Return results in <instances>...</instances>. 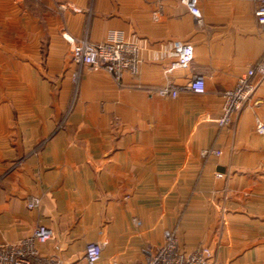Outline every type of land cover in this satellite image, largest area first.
<instances>
[{
  "label": "crops",
  "instance_id": "obj_1",
  "mask_svg": "<svg viewBox=\"0 0 264 264\" xmlns=\"http://www.w3.org/2000/svg\"><path fill=\"white\" fill-rule=\"evenodd\" d=\"M259 4L199 0L200 26L175 0H0V244L46 225L38 248L62 264H88L91 242L96 264H136L171 231L211 264H264V76L219 125L224 93L264 54ZM114 31L141 48L122 86L72 57L73 39ZM177 41L194 58L169 72ZM194 76L205 93L154 91Z\"/></svg>",
  "mask_w": 264,
  "mask_h": 264
},
{
  "label": "built area",
  "instance_id": "obj_2",
  "mask_svg": "<svg viewBox=\"0 0 264 264\" xmlns=\"http://www.w3.org/2000/svg\"><path fill=\"white\" fill-rule=\"evenodd\" d=\"M185 6L195 16L198 25H203V15L199 7V0H175ZM256 19L264 31V0L255 12ZM176 59L171 63L169 72L186 68L194 58L192 46L177 41L174 44ZM72 57L74 63L80 68L92 70H105L114 81L122 86L126 72L138 75L142 61L141 48L134 41H128L120 32H110L102 42H92L88 37L72 40ZM264 76V54L261 59L249 67L240 76L234 88L224 93L223 112L219 119L220 127L231 125L234 115L243 110L252 99L256 86L254 78ZM189 89L194 93L206 92V82L203 76H194L188 86L178 88L166 86L156 88L154 91L161 96L177 97L180 90ZM258 128L264 133V125L258 122ZM216 154L220 152L216 151ZM223 177V174H218ZM41 200L34 197L28 203L29 208L38 207ZM54 231L46 225H38L33 236L17 243L0 244V264H62L54 257L44 256L38 244H46L54 238ZM103 245L100 242H91L86 250L88 264H96L102 257ZM213 252L207 246H201L191 252L184 251L174 232L168 231L165 242L155 251L147 250L146 259L136 264H211Z\"/></svg>",
  "mask_w": 264,
  "mask_h": 264
}]
</instances>
